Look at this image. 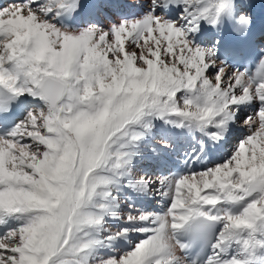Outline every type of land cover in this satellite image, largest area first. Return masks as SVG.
<instances>
[{
    "label": "snow or ice",
    "instance_id": "obj_1",
    "mask_svg": "<svg viewBox=\"0 0 264 264\" xmlns=\"http://www.w3.org/2000/svg\"><path fill=\"white\" fill-rule=\"evenodd\" d=\"M0 264H264V0H0Z\"/></svg>",
    "mask_w": 264,
    "mask_h": 264
},
{
    "label": "bare ground",
    "instance_id": "obj_2",
    "mask_svg": "<svg viewBox=\"0 0 264 264\" xmlns=\"http://www.w3.org/2000/svg\"><path fill=\"white\" fill-rule=\"evenodd\" d=\"M260 9H257V11H259Z\"/></svg>",
    "mask_w": 264,
    "mask_h": 264
}]
</instances>
